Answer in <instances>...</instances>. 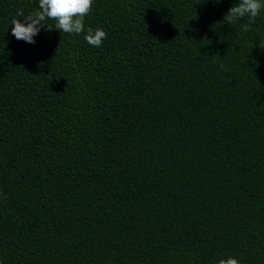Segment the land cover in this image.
Returning a JSON list of instances; mask_svg holds the SVG:
<instances>
[{
  "label": "trees",
  "instance_id": "obj_1",
  "mask_svg": "<svg viewBox=\"0 0 264 264\" xmlns=\"http://www.w3.org/2000/svg\"><path fill=\"white\" fill-rule=\"evenodd\" d=\"M237 3L94 0L92 47L17 40L38 0H0V264H264V10Z\"/></svg>",
  "mask_w": 264,
  "mask_h": 264
},
{
  "label": "clouds",
  "instance_id": "obj_2",
  "mask_svg": "<svg viewBox=\"0 0 264 264\" xmlns=\"http://www.w3.org/2000/svg\"><path fill=\"white\" fill-rule=\"evenodd\" d=\"M94 0H38V8L28 14L22 10L11 19V34L17 40H23L35 44V36L41 29L52 30L46 23L47 20L55 21L54 28L63 33L81 34L85 33L84 39L92 47H100L107 33L97 27L87 28L85 31L84 20L91 12ZM264 10V0H239L232 6L223 21L233 24L239 19L248 18L244 24L245 32L250 30V25L255 23L256 17ZM260 48L264 49V41H260ZM6 199V196L4 197ZM217 264H241L240 260L227 256L218 259Z\"/></svg>",
  "mask_w": 264,
  "mask_h": 264
}]
</instances>
